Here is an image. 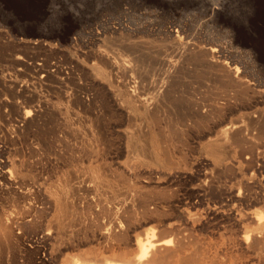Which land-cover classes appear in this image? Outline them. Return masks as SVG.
Returning <instances> with one entry per match:
<instances>
[{
	"label": "rangeland",
	"instance_id": "374dc122",
	"mask_svg": "<svg viewBox=\"0 0 264 264\" xmlns=\"http://www.w3.org/2000/svg\"><path fill=\"white\" fill-rule=\"evenodd\" d=\"M174 35L175 37H173ZM189 38L194 42L222 47L223 49H221L226 56L235 60L239 70L243 69V73L245 70V74L251 83L256 84L253 87L255 91L259 90L257 92L260 93L257 95L261 97L263 102L261 101L262 103L260 104L263 106L264 0H0V225L3 228L0 229V238H3L2 240L0 239V264H66L67 255L70 253L77 250L85 251L93 246L98 247L99 244H89V242L86 243L87 241L83 242L84 240H80L82 242L76 241L75 244L69 241L89 236L92 232L98 230L99 227L96 228V226L106 220L101 207H104V205L118 206L126 195H130L136 190L133 184L130 187V182L118 177L119 172L129 168L144 174L147 173L150 178L153 175L150 179L154 180L150 181L152 185L150 184L149 188L147 187L148 189L145 188L142 191L144 195H148L149 191H151V195H148L149 197L156 196L155 193L157 194L158 192L156 197H164L163 194H165V198L171 199L173 197L172 200L181 196L180 198L192 203L200 204V202H203L204 206L198 207L199 210L197 211L201 214L204 213V216L208 215L209 217H207L210 219L207 221L212 222V225L218 221L211 220L210 208L211 212H216L221 216L230 214V210V212L227 210L224 212L223 209L216 208L217 211H215L213 210L215 206L210 205L208 207L207 203L212 201V197L208 195L199 196L200 194L195 190L203 178V172H207L209 167V171L214 167L215 157L210 153L207 154L206 150H209L208 145L213 137L214 140L218 139L215 136L216 132L212 133L213 135H208V133L206 135H193V137L195 136L194 138L192 136H187L188 138L184 136L186 143L183 140V144L180 141L176 142V138L169 146L173 153L176 152L173 154L174 165H171L173 168L153 163L146 154L141 153L142 151L139 147H137L138 150L134 149V147L132 149L128 148L127 140L129 136L140 144H146L149 140V132L147 122L139 113L131 111V114H129L128 107L125 108V112H121L119 109L120 101L116 88L117 78L111 76L110 82L93 77L94 66L101 65L96 59L95 52L102 50L116 61L123 59L126 60L128 65L136 66L135 71L137 73L133 71L131 73L132 76L134 79L145 82L143 83L146 91L144 90L145 93L142 95L144 97L147 96L146 98L152 97L156 89H159L158 86H161L162 81L166 78L161 65L163 63L161 58L165 55L166 47L173 40L180 43L189 40ZM19 56H23L28 60L30 70H25L24 67L16 65L15 58ZM138 60L139 63H137ZM53 62H60L63 67L73 68L75 81L72 80V83H76L79 80L76 84L79 83L78 85L84 88V96H95V103L86 109L78 108L75 103H60L57 101L58 96L55 93L54 86L45 88L40 94L36 83L39 76L36 74L34 66L41 63L48 68ZM22 68L24 69L23 71L20 70ZM216 75L217 73L210 72L209 69L203 66L193 64L186 67V70L174 80L173 85H171L170 95L161 104L163 109H161L160 113V127L165 133L167 132L166 128L168 131L171 128L175 134L178 133L177 135L180 136V127L177 126L175 120L189 110L193 101H196L197 98L219 95L221 91L228 90L222 87V84L216 83L219 81V75ZM216 77H218V80L215 79ZM5 79L11 80L16 84L15 90L9 87L6 88L3 85ZM24 83L31 85V92L28 94L29 98L36 99L38 94L43 95L51 109V115L47 119L45 127L35 126L32 127L33 131L31 130V132L29 130L25 131V133L24 131L21 133L15 131L14 133L16 126L20 124L21 114L24 112L23 109L22 111L20 110L22 113L18 112V107L22 106L24 101V97L19 91ZM147 88L149 89L147 90ZM34 105L35 102L27 108H32ZM53 112L55 113L53 114ZM168 117L175 119L169 120ZM43 142L45 143L43 144ZM45 144L47 146H44ZM181 144L182 146H180ZM205 146L208 147L205 148ZM42 147L47 148V150ZM234 147L233 149L237 150L230 151L233 155L228 153L224 159V167L227 172L224 173L223 178L221 177L222 175L217 176L219 185L222 183V192L225 191L226 187H229V184L230 186L232 184L236 185L237 180L243 179L246 181L251 176V165L241 156L240 148ZM46 151L49 152L48 155L44 154ZM134 151L137 153L136 155ZM178 151L187 152L186 160L184 161L186 165L181 160V156L178 157L181 155V152L178 155ZM134 157L136 159L133 161ZM192 160L193 162H191ZM3 162L6 163L4 164ZM175 162L176 166L179 164L177 167ZM197 164L199 168L196 166ZM5 166L8 167L6 168ZM148 168H150L149 171ZM232 170L235 171L233 172ZM63 171L66 172L64 173L65 175L63 174L62 177L61 175L57 176L62 174ZM98 171L104 172L102 177L100 176L101 172L96 173ZM112 173L113 175H110ZM200 174L201 180L198 179ZM89 175L91 176L89 177ZM232 175L234 178L231 177ZM241 175L248 178L244 179ZM11 177H14L15 180ZM68 177L72 183L82 181V184L77 189L73 188L74 192L70 198V201L72 200L73 202L71 201L69 205L71 206L72 204L74 207H69V213L63 219L62 225H60L57 221L59 208L56 204V198H53L55 197L53 193L54 187L50 185L54 186L59 180L63 183ZM73 177L74 181L71 179ZM185 177L188 178L186 179ZM6 180H8L9 184ZM141 180H144V178ZM89 183L91 185L98 184L99 189L96 191V189L93 190L91 188L90 190L87 187ZM247 185L255 189L256 192L263 191L264 174L257 172L254 186L253 183L250 185L248 183ZM128 187L133 190L131 191ZM171 189L174 193H171ZM188 193L191 194L189 195ZM173 194L177 195L172 196ZM85 197L94 198L95 209H101L99 210L100 216L102 215L103 218L100 217L99 220L92 210H89L90 212L92 211L91 213L86 211L88 210L87 202L91 200L87 198L86 200ZM114 202L115 206H113ZM106 203L111 204L107 205ZM29 205H33L32 207L34 208ZM75 208L77 211H75ZM22 210L24 216H22ZM11 213H13L12 217ZM90 214L92 216H88ZM87 216L88 218H86ZM52 219L56 223L53 224ZM85 223L89 225V228L84 225ZM25 224L27 226H24ZM53 225H56V227ZM153 225H147V231L151 230ZM51 227L52 229H50ZM59 229L60 231H58ZM211 230L213 231L214 229L211 228L209 231ZM53 231L58 232L54 233ZM46 232L48 234L51 232L49 237ZM5 233H7L6 236H4ZM58 233H63L62 235H65L66 239H68L64 238L58 244L55 238ZM7 236H9V239H7Z\"/></svg>",
	"mask_w": 264,
	"mask_h": 264
},
{
	"label": "bare ground",
	"instance_id": "6f19581e",
	"mask_svg": "<svg viewBox=\"0 0 264 264\" xmlns=\"http://www.w3.org/2000/svg\"><path fill=\"white\" fill-rule=\"evenodd\" d=\"M173 37H175V35ZM185 37H184V39H185ZM180 41H181V39H180ZM177 42H175L173 40L168 45V47H166L165 55H163V57L161 58V60L163 62L161 65L163 67L162 69L164 70L166 78L164 81H162L163 82V83H161L162 85L160 84L161 86H158L159 89L158 88L156 89V91L153 93L152 97L146 98L147 96L144 97L142 95L146 91L145 84H144L145 82L143 81L144 82L143 83L142 81L137 80L136 78L134 79V77L132 76L131 73L133 71H135L136 66H134L132 64L128 65L126 60H123V59L121 61H116V60H114V58L112 59V57H110V55H108L106 52H104L102 50L95 52L96 59L98 60V62L101 65L98 64L99 66L98 65L94 66L93 77L96 79H102V80H106V81H110V82H111V79H110L111 76H113V77L115 76L117 78L116 79V88L118 91V98L120 101V108L119 109L121 110V112H125V108L128 107L129 114H131V111L134 113H139L147 122V129L149 132L148 133L149 134V140L147 141L146 144H140L139 142H137L135 139L131 138L130 136H129V138L127 137L128 138V140H127L128 141L127 142L128 148L130 147V149H132L134 147V149H137V147H139L140 150L142 151L141 153H144V155L146 154L148 156L149 160L153 163H156L158 165H162L163 167L174 165V163H173L174 155L173 154H175L176 152L173 153L171 151L172 149L169 146H170V144H172L173 141L176 140V138H177L176 142L180 141V143H182V141L184 140V136H186V137L192 136V138H194L195 136L193 137V135H199V134L200 135L201 134L206 135L207 133H208V135H210V134L216 132L217 135L215 134V136H217L218 139H215L216 140L215 141L214 137H213V139L209 145L206 142V144L209 146V150L205 149L207 151V154L210 153L212 156L215 157L214 167L211 166L212 168L210 171H209V169H210L209 166H208L209 168L207 167L208 171L203 169L207 172H205V173L203 172L204 175H203L202 180H201V174H200V178H198V179L201 181L196 186V188H195V186H194V188H195L196 192L200 194L199 196L208 195V196L212 197V201L207 203L208 207L210 205H212V206H215V209H213L215 211H217L216 208H219V209H223L224 212H226L225 210H227V211L230 210L231 212L229 211L230 214L228 213V215H222L221 216L220 214H218L216 212H211V208H210L209 214L211 215V220L214 219V220L218 221L217 223H215L213 220L214 224L212 225L211 224L212 222L207 221L208 219H210V218H208L209 217L208 215H207L208 217L204 216L203 215L204 213L201 214L197 211V210H199L198 207L204 206L203 202H200V204L192 203V202L186 201L185 199L180 198L181 196L177 199L175 198V200H172L173 197H171V194H170L171 199L165 198V194H163L164 197L163 196L162 197H156L158 195V192H157V194L155 193L156 196L153 195L154 197H149L148 195H151V193H150L151 191H149V190H147V191H149V194L147 193L148 195H144V193L142 191H143V189L147 188L151 184L150 181H154L153 179L150 180L153 177V175L150 178V175H148L147 173L144 174V173H141L137 170H134V169H131L128 167L129 168L128 170L125 169V170L119 172L118 177L120 179L127 181V182H130V185L133 184V187L135 186L136 190L134 192H132V194L126 195V197L124 195L125 199H123V201L121 203L119 202L120 204H118V206H115V202H114V205L113 204L112 205L115 207H111L110 205L109 206L104 205V207H101V208H103V210L99 209V210L103 211L104 218L106 220H104L101 224H99L100 226L99 225L96 226V228L99 227L98 230H96L95 232H92V234H90L89 236H86L83 238L80 237L78 239L75 238L76 240H73V239H71L70 241L68 240L72 244L73 243L75 244L76 241L82 242L80 240H84L83 242L87 241L86 243L89 242V244L90 243L91 244L96 243V244H99V246L98 247H96V246L90 247V249L85 250V251L77 250L73 253H70L69 255H67L66 264H264V190L256 192L255 189H252L250 186L247 185L248 183H249V185L253 183V186H254V179L256 177L257 172L262 173V175L264 174V104H263V106L260 104L263 102L261 97H259L257 95L260 92L259 93L257 92L259 90L255 91V88L253 87V85H254L253 82L251 83V81L248 79V76L245 74L246 71L244 70V73H243V71H242L243 69H241V71H242L241 72L239 70L238 66H236L235 60L228 58L226 56L225 52L222 50L223 48L219 47V45L215 46V45H209V44H202V43L191 41L190 38L187 41H183L180 43H177ZM205 42H203V43H205ZM15 59H16V65L24 67L25 70H30V67H29L30 64L25 57L19 56ZM137 63H139V60ZM193 64H198L200 66H203V67L209 69L210 72L217 73V75H219V81H217L216 83H220L219 85L222 84L221 86L228 89V90L225 91L223 88L224 92H222L220 90L221 93L219 95H214V96H209V97H204V98H197L196 101H193V104L191 105L189 110L184 115L179 116L175 120L177 126L180 127L181 135L178 136L177 135L178 133L175 134V132L172 131L170 126H168L170 128V131H168L166 128V131L168 132V134H166L167 132L165 133L163 131V129L160 127V124H161L160 113H161V109H163V108H161V104L170 95L171 87H172L171 85H173L172 83H174V80L177 77H179L184 72V70H186V67H188L189 65H193ZM24 69L22 68L20 70L23 71ZM34 70H35L36 74L39 76L37 78L36 83L38 85L40 94L44 91L45 88L54 86L55 93L58 96L57 101L60 103L61 102L67 103V104L68 103L69 104L75 103V105H77V107L80 109L89 108L92 104L95 103V98H96L95 96H93V97L90 95L84 96V94H85L84 88L82 86H79L78 85L79 83L76 84L79 80L76 83L74 82L75 84L72 83V80L75 81L74 80L75 75L73 73V71H74L73 68L63 67L60 64V62H53L49 65L48 68L44 67L41 63L37 64V66H34ZM135 72L137 73V71H135ZM215 79L218 80V77H216ZM213 81H215V80H213ZM3 85H5L6 88L9 87L10 89H14V90L16 88V84L11 80L8 81L5 79ZM110 85H111V83H110ZM148 89L149 88H147V90ZM19 91H20V94L24 97V101L22 102V106L18 105L19 106L18 112L22 113L21 112L22 109L24 110V112L21 114V120L19 121L20 124L17 126L15 125L16 129L14 127V129H15L14 133H15V131L20 132V133L24 131V133H25V131L27 132L29 130L31 132L32 127H35V126H37V127L42 126L43 127L46 124L47 119L50 118V115H51L50 114L51 109L47 105L43 95L38 94L36 99L35 98H33V99L29 98L28 94L31 92V85L28 83H24V85L21 86V89ZM216 93H213V94H216ZM211 94H212V92H211ZM151 95H152V93H151ZM34 102H35V105L32 108H27L28 106H31V104ZM67 107H69V106H67ZM164 110H166V109H164ZM168 110H169V108H168ZM54 113L55 112H53V114ZM179 115H180V113H179ZM172 118L170 117L169 120ZM173 119H175V118H173ZM163 122H162V124H163ZM172 127H175V126H172ZM179 127H177V128H179ZM164 130H165V128H164ZM206 137H208V136H206ZM184 142L186 143L185 140H184ZM44 143L45 142H43V144ZM182 144L180 146H182ZM174 145H175V143H174ZM184 145H183V147H184ZM44 146H47V145L45 144ZM208 146H205V148ZM233 146H235L236 148H240L239 151H241V156L243 158H245V160L247 161V163H249V165H251V167H250L251 168L250 169L251 170V176L246 181H244L243 179L239 180V181L237 180L236 185L232 184L230 186V184H229L228 185L229 187H226L225 191L222 192L223 191L222 187H221L222 183L219 185V183L217 182V181H219L217 176L222 175L221 177L223 178L224 173L227 172L226 168L224 167V159L227 157L228 153H230V155H233L230 152L231 150H233V151L237 150V149L234 150ZM42 148L47 150V148H45V147H42ZM105 150H106V148H105ZM175 150H177V149H175ZM181 150H183V149H181ZM102 152H100V153H102ZM127 152L129 153L128 150H127ZM180 152H181V155H179ZM180 152L178 153L179 156L178 155L177 156L178 157L181 156V158H182L181 160L184 162L186 160L187 152H184V151L183 152L180 151ZM41 153H43V152H41ZM44 154L48 155L49 152L46 151V152H44ZM134 154L136 155L137 153L135 152ZM191 155H192V152H191ZM235 156H233V158H235ZM134 159H136V158L134 157L133 161H134ZM176 160H177V158H176ZM193 160H195V159H193ZM193 160L191 162H193ZM205 160H207V159L205 158ZM242 160H244V159H242ZM230 161H232V160H230ZM10 163L12 164V162H10ZM247 163H246V165H248ZM184 164H185V162H184ZM240 165H242V164H240ZM37 166H38V164H37ZM175 166H176V162H175ZM196 166L198 167V164ZM10 167H11V165H10ZM23 167H24V165H23ZM126 167H127V165H126ZM171 167L173 168V166H171ZM181 167H183V166H181ZM230 168H232V167H230ZM144 169L146 170V168H144ZM149 169L150 168H148V171H149ZM151 170H153V169H151ZM197 171L199 172V170H197ZM7 172L9 173V171H7ZM99 172L102 173V174H100V176L102 177L104 172L98 171L96 173H99ZM233 172H231V173H233ZM244 172H246V171H244ZM64 173H66V172L63 171L62 174H59L57 176L61 175V177H62ZM70 173H72V172H70ZM150 173H151V171H150ZM155 173H157V172H155ZM240 173H239V175H240ZM170 174H171V171H170ZM191 174H190V176H191ZM242 174H244V173H242ZM72 175H73V173H72ZM91 175H89V177ZM110 175H113V173ZM147 175H148V177H147ZM244 175H246V174H244ZM258 175H261V174H258ZM234 176H235V174H234ZM234 176L232 175L231 177L234 178ZM241 176L244 177L243 175H241ZM101 177H99V178H101ZM11 178L14 179V177H11ZM40 178H38V179L41 180ZM142 178H144V180H141ZM227 178H228V176H227ZM246 178H248V177H246ZM246 178L244 177V179H246ZM71 179L73 180L74 177ZM155 179H156V177H155ZM183 179H184V177H183ZM198 179H197V181H198ZM75 180H76V178H75ZM85 180H87V179H85ZM117 180H118V178H117ZM229 180H231V179H229ZM6 181L8 183V180H6ZM44 181H42V182H44ZM60 181L61 180H59V182L55 183L54 186L53 185H50V186L54 187L53 193H54L55 197H53V198H56V204L59 208L58 212L56 210L57 208L55 209L56 212L58 213L57 221L60 225H62L63 219L69 213V207H71V206L74 207V205H72V204H71V206L69 205L70 202L72 201V200L70 201V198L72 196V193L74 192L73 188L77 189L78 187H80L79 185L82 184L81 183L82 181L72 183V181L70 180L69 177L63 183H61ZM163 181H165V180L163 179ZM45 182H47V181H45ZM83 182H85V181H83ZM173 182H174V180H173ZM14 183H15V181H14ZM16 183H18V181H16ZM121 183H122V181H121ZM235 183H236V181H235ZM113 184H115V183H113ZM123 184H125V183H123ZM223 185H224V183H223ZM125 186H127V185H125ZM170 186H172V185H170ZM87 187L90 188V190H91V188L93 190L96 189V191H97V189H99L98 184H92L91 185L89 183V185ZM109 187L111 188V186H109ZM130 187H132V185ZM152 187H154V186H152ZM17 189H18V187H17ZM125 189L127 191L126 187H125ZM128 189L131 190V188H129V187H128ZM159 189H160V187H159ZM85 190H86V188H85ZM156 191H154V192H156ZM88 192H90V191H88ZM161 192H163V191H161ZM22 193L24 194V192H22ZM171 193H174L173 190L171 191ZM188 194L190 195L191 193H188ZM93 195H94V193H93ZM99 195H100V191H99ZM175 195H177V194H175ZM175 195L173 194L172 196H175ZM115 196H117V195H115ZM199 196H197V197H199ZM87 197H85V199ZM92 197H94V196H92ZM119 198H122V197H119ZM87 199L91 200V201L87 202L88 210H86V209L85 210L86 211L92 210L93 213L98 216L96 218H99V220H100V217L103 218L102 215L100 216V214H101L100 211L98 209H95L94 200H93L94 198L93 199L87 198ZM96 200H98V199H96ZM99 200H100V198H99ZM115 200H116V197H115ZM193 202H194V200H193ZM106 204L108 205L111 203H106ZM82 205H83V203H82ZM32 206H30V207H32ZM101 206H103V205L101 204ZM25 207H26V204H25ZM98 207H99V205H98ZM32 208H34V207H32ZM82 210H84V209L82 208ZM75 211H77L76 208H75ZM22 212H23V210H22ZM200 212H202V211L200 210ZM224 212H223V214H224ZM11 214H12L11 215V217H12L13 213H11ZM92 214H90L88 216H92ZM26 215H28V214H26ZM29 215H32V214H29ZM22 216H24V212H23ZM88 216L86 218H88ZM6 217H8V216L6 215ZM72 218H74V217H72ZM90 220H92V219H90ZM31 221H32V219H31ZM49 221H48V223H49ZM83 221L85 222L84 219H83ZM73 222H74V220H73ZM75 222H76V220H75ZM52 223L54 224V223H56V221L53 220ZM86 223H87V221H86ZM86 223L84 225H86ZM93 223H94V221H93ZM150 224H154L153 228H151L152 227V225H151V227H150L151 230L147 231L148 228H146V226L147 225L149 226ZM13 225H15V224H13ZM36 225H38V224H36ZM96 225H97V223H96ZM24 226H27V225L25 224ZM28 226H29V221H28ZM34 226H35V224H34ZM53 226L56 227V225H53ZM86 226H88V228H89V225H86ZM17 227H19V226H17ZM1 228H2V226L0 225V229ZM64 228H65V226H64ZM143 228H144V230L145 229L146 230L144 231ZM211 228L214 229L213 231L211 230L212 232L209 231ZM50 229H52V227ZM60 229L58 231H60ZM90 229H92V228H90ZM48 231H50V230H48ZM58 231H53V232L55 233ZM59 233L55 237L58 244L61 243L64 240V238L66 239L65 235L64 236L62 235L63 233L62 234H59ZM6 234L7 233H5L4 236H6ZM49 234L47 233L48 237L50 236ZM9 235H10V233H9ZM7 239H9V236H7ZM43 239L45 240L44 237H43ZM69 239H70V237H69ZM50 242H51V240H50ZM57 246L59 247V245H57ZM62 246H63V244H62ZM90 246H92V245H90ZM62 253H64V252H62ZM58 259H59V256H58Z\"/></svg>",
	"mask_w": 264,
	"mask_h": 264
}]
</instances>
